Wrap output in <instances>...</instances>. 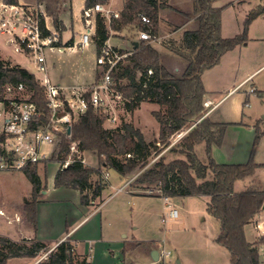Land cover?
I'll return each instance as SVG.
<instances>
[{
    "label": "trees",
    "instance_id": "obj_1",
    "mask_svg": "<svg viewBox=\"0 0 264 264\" xmlns=\"http://www.w3.org/2000/svg\"><path fill=\"white\" fill-rule=\"evenodd\" d=\"M4 1L17 3L16 0ZM217 1L219 0H192L193 11L187 19L195 17V28L183 33L179 42L181 51L176 53L185 62L181 75L171 73L162 63L160 53L146 40H139L131 54L111 72L114 90L121 95L123 107L127 112L132 113L143 102H153L164 107V112H152L159 125L158 141H145L141 132L130 124H121L113 129L103 128L107 115L101 108H94L89 103L87 93V110L74 118L70 136L59 134V143L47 161L63 162L72 143H76L79 152L87 151L97 157L98 168H88L80 160H74L66 168L57 170L54 177L55 188L77 190L81 205L90 206L95 200L100 199L106 188L101 180L102 168L113 170L124 178L152 156L158 149L157 142L163 146L170 136L180 129L175 136L185 133L184 136L168 151L173 152L175 147H179L178 153L183 158L166 161L164 156H159L155 162L140 172L130 185L145 191L153 186L158 187L162 195L169 198L208 197L206 212L219 224V234L215 243L228 251L229 264H262L259 247L264 245V236L248 242L244 235V227L260 211L264 202V192L251 189L235 192L233 187L236 181L252 175L256 168L264 167V163L256 164L253 160L255 148L264 135V130L260 131L255 125L252 150L245 164H220L212 157V148L220 146L227 128L241 123H215L207 117L192 127L189 123L195 117L202 118L205 115V111L200 114L203 111V97L206 93L202 74L217 65L226 52L247 41L248 25L253 19L264 14L263 2L248 12L241 34L224 39L220 36V18L225 6L215 7L214 3ZM105 2L107 0H85V6ZM37 3L43 5L45 12L52 19L54 29L60 33L63 30L59 20L62 0H37ZM165 8L170 9L168 0H124L118 18H112L107 23L104 17L97 14L92 37L97 52L112 32H121L126 28H134L137 32L147 31L151 36L157 37L158 13ZM140 15L146 16L150 23H142ZM68 44L70 42L66 45ZM148 71H151V74H148ZM99 76L100 73H96L95 79ZM121 80H125L126 83H119ZM20 83L31 92L30 100L41 113V121L47 122L49 110L44 88L36 77L19 65H10L0 59V98L4 85ZM254 93L258 97L264 96V92L254 90ZM198 144L204 145L205 164L197 159L194 152V146ZM46 162L43 163V167ZM22 172L32 186L31 200L24 202V209L35 232L36 199L42 191L41 180L37 165H29ZM207 172L211 175L208 178ZM93 175L96 180L92 182ZM3 240L7 245L14 246L15 251L9 256L3 254L0 264H4L10 256H30L42 248L21 252L9 240L4 238ZM37 264L87 263L85 260H77L74 244L66 239L60 242L45 260Z\"/></svg>",
    "mask_w": 264,
    "mask_h": 264
},
{
    "label": "rangeland",
    "instance_id": "obj_2",
    "mask_svg": "<svg viewBox=\"0 0 264 264\" xmlns=\"http://www.w3.org/2000/svg\"><path fill=\"white\" fill-rule=\"evenodd\" d=\"M240 1L241 0H219L214 5L219 6L227 2L239 3ZM256 1L260 2L261 4H263L264 2V0ZM63 2L64 0H62V4ZM111 2L112 1L107 0V2L100 4H102V6L105 8L113 10ZM122 3H124V0L122 1ZM83 8V0H72L71 14L68 15V19L66 21L70 22L71 19L73 21V28L68 30L69 33H71L72 31L75 33H79L80 30H82V28L79 27L78 19L80 18ZM120 11L121 10H118L119 14ZM172 11L173 10L170 9L164 11L163 17L166 21H170V23L168 25L165 24L166 26H164V32L160 33L162 38L156 40L155 42H152L151 46L160 53L164 66L171 73L179 76L181 75L182 70L173 72L172 69L175 64H178L180 61L184 62V60L181 56L176 54L181 50L179 48L180 40H178L176 35H174L178 26H175V24H173V22L177 20H175L176 14H174V12ZM224 12V21H231L232 16L234 17V12L232 11V9H228ZM46 16L49 18V22L52 23V19L47 15V13ZM104 18L108 23L109 18ZM194 24H196L195 17ZM60 33L59 36L61 39ZM257 33L258 32L254 30V27L252 25L250 27L249 33H247V45H240L236 47L232 52L225 55L224 64L226 62H230L232 65L230 66V69H228L227 66L224 68L223 64V66L220 65L219 67H215L211 71H208L204 74V80L208 89H226L232 84L229 78L232 75L228 72L232 71L233 73H243L244 71H252L257 66L264 63V39L262 40L258 38L257 35L259 34ZM72 36H74V33H72ZM121 38L137 41L138 32L134 28H126L124 31V36ZM3 40L4 37L0 35V51L4 52V54L14 59L15 62L20 64L28 72L38 76L29 58L22 54L11 53L10 46H5ZM81 51L79 50L76 53H70L69 51H66L63 52V54L48 53L47 62L49 64L48 72L50 76L55 78V80L59 79L57 78L59 75L65 78L73 76V74L76 72V67L78 64L77 62L79 61V59L81 60V58V61H83L84 65H91L94 53L93 50L90 49L83 50L82 52ZM12 65L16 64L12 63ZM89 70H91L92 76L94 75V73H99V70L95 67H93V69L87 68L85 71ZM263 80L264 75L259 77L256 82H263ZM85 82L87 83L89 81L86 80ZM119 83L124 84L126 83V81L121 80L119 81ZM220 95L221 94H215L211 96V98L213 100H217ZM206 97L207 96L203 97V111L200 114H203L204 111L207 110V102H204ZM103 109V111L107 115V118L103 123V128L110 129L120 126L121 124H130L133 128L138 129L141 132L145 140L150 142L158 141L159 125L152 116V112H164V107L159 106L153 102H143L140 104L139 108L134 110L132 113H129L124 109L121 99H115V97L110 94L108 96L107 103L103 106ZM242 113L245 114V116H242L243 123H252V125L256 124L260 131L264 130V125H262L264 123V119L262 118V116L264 115V103H261L252 94L245 93L244 89L229 94L216 107L209 120L215 123H239ZM205 117V115L202 116V119ZM248 117H251V121L248 119ZM184 134L177 135L174 137V139H169L168 141L171 140V143L167 147L160 146L157 142L156 145L158 149L142 166H140L130 175L123 178V180L128 182L126 184V188L123 187V189L111 196V199L108 201V204L103 208L102 211V214H106L108 210H113L114 214H116V219L124 220V222L126 223L128 222L132 228H136V230L132 232L140 235L142 238L161 240V246L158 249L161 250L162 248H164L171 253L168 259L170 262L167 263L168 260H165L166 264H175L177 253H183V255H185L186 257H190L197 264H201L200 262L204 263V261L210 260L209 254H201L198 252L196 253L195 250V248L198 249L199 247L201 249V246L198 245L200 244L201 240L205 239L209 235H218L219 233L218 222L213 217L208 215L205 211V201L208 197L187 196L169 198V201L173 204L174 208L178 212V217L174 221H169L168 223L164 224L160 220V215L163 211L161 198L154 197L155 199H152L149 197L133 196L129 194L130 189L127 187L131 186L130 184L133 179L140 172H142L153 162H155L159 158V156H164L166 161L174 158H183V156L179 155L178 153L179 147H175V150L173 152H169L168 149L171 146L176 145L181 137L184 136ZM250 134L251 132H249V130L245 128L240 129L233 127L227 129L223 139V141L225 142V146L223 147V149H221L220 152H217L216 154L218 161H222L220 163L225 164H245L248 161V155L252 150L253 138ZM260 140L258 141L253 155V160L256 164H261L264 162V145L261 146ZM72 146L74 147V150L69 149V153L66 156L65 160H79L80 158L84 160L83 165L85 167L98 168L99 164L97 161V157L93 153L87 151L79 152L77 150L76 143H72L70 147ZM233 148L236 149L235 155H233L235 157L232 156ZM196 154L199 158H201L203 156V150H197ZM198 157L197 159L201 163L205 164V158H202L200 160ZM57 170V162L47 161L45 163V167H43V164L37 165V172L41 180L42 188L41 193L37 196V203L44 201L43 197H45L46 195L44 193L45 191L55 188L54 177ZM106 172L108 173V179L110 183H112V185H118L120 183L119 179L117 178L116 172H114L113 170H105L103 168L101 169V173ZM210 176V173L207 172L206 178ZM91 180L92 182L95 181L96 177L94 175L91 176ZM101 180H103L106 185L105 192H102L100 199L95 200L94 203L90 205L91 207L102 203V201L107 198L106 194L114 193V190L116 189L108 188V180H105L102 177ZM233 189L235 192L247 189L264 192V167L256 168L252 175L245 177L242 180H238L237 183L235 182ZM31 190L32 186L22 171L0 172V260L2 259L3 254H7L9 256L15 251V247L7 245V243L4 242L3 238L12 242L21 252L32 248L35 249L41 247L35 242L33 225L30 223L28 215L24 209V202L31 200ZM141 192L143 194H147L145 190H141ZM61 194L62 193L58 191L57 195L55 194L51 198H57V196H61ZM154 194H156V192L153 190L152 195ZM263 204L260 208V211L253 217V219L249 223V226L244 227V235L247 240L255 241L259 237L264 236V209L262 208ZM259 223L262 226L260 229L256 227ZM192 227H194V230H192ZM58 242L47 247L45 246L44 248L42 247L41 250L30 256H10L5 260L4 264H36L37 262L45 260L51 253H53L57 247L56 244ZM174 245L177 248L176 250H174ZM197 246L199 247L197 248ZM262 247L263 245L259 247V254L261 256V259L263 258L262 253H264V247ZM260 250H262V252H260ZM43 251H45L44 254H40Z\"/></svg>",
    "mask_w": 264,
    "mask_h": 264
},
{
    "label": "crops",
    "instance_id": "obj_3",
    "mask_svg": "<svg viewBox=\"0 0 264 264\" xmlns=\"http://www.w3.org/2000/svg\"><path fill=\"white\" fill-rule=\"evenodd\" d=\"M16 1L17 3H23V4H31V5L38 4L37 0H16ZM122 1L123 0H113L111 2V6L113 10H121L122 4H123ZM83 3H84V8H85L86 7L85 0H83ZM228 3L229 2L225 4H221L219 6L214 5L215 7L225 6L221 12V18H220V36L224 39L232 38L236 35L241 34L243 30V24H244L246 15L248 14L250 10L255 8L257 5L261 4L260 2H257L256 0H241L239 3H229V4ZM71 5H72V0H64L62 4V11L59 15V20L61 21L62 26H63V30L60 33L61 34L60 42H61V45H64L65 47L71 45L73 41H76L79 35L83 32V22L81 20V15L78 21H79V27H81L82 30H80L79 33H75L73 31L69 33L68 31L69 29L73 28L72 19L70 22L69 21L66 22L68 19V15L71 14ZM168 5L170 6V10H173L172 12L176 14L175 20L178 21V23L177 21H174L175 23L173 22L175 26H178L174 35H176L178 40H181L183 33L185 31L193 30L195 28L194 17L191 19H187V16L192 11V0H168ZM228 9H232V11L234 12V17L232 16L231 21L228 20V22L227 21L225 22L224 21V13H225L224 11H227ZM165 10H169V8L161 9L159 10V13H158V33L159 34L157 35V40L162 38L160 33L164 32V26L170 23V21H166L163 17ZM252 25L254 27V30L258 32L257 34H259L257 35L258 38L263 40L264 35L262 34H264V14L256 17L250 22V24L247 27V33H249L250 27ZM124 31L125 29L121 32H112L110 37L105 43L118 51L127 52V51L132 50L135 47L134 42H138L139 40L134 41V40L122 39L121 37L124 36ZM72 33H74V36H72ZM247 40H248V36H247ZM67 42H70V44L66 45ZM3 43L5 46L8 45L6 43L5 38L3 40ZM242 45L243 46L247 45V42L245 41L244 44L243 43L241 44V46ZM90 49H92L94 52L91 65L95 67V56L97 54V50H96V47L93 41L90 42L89 46L86 47L84 50H90ZM234 49L222 55L219 63L215 65L214 67H212L211 69L206 70L201 76L204 89L206 92L204 97L207 96L204 102H209L212 104L210 108L205 111V116L208 117L209 119H210L211 114L216 109V107L229 94L233 92L240 91L241 89H244V92L247 94H249L248 93L249 89L264 92V80L263 82L262 81L256 82V80L259 77L264 75V63L257 66L252 71H244L243 73H240V72L233 73L232 71L228 72L232 75L229 77L232 84L226 89H223V90L208 89L205 83V80H204V74L208 71H211L215 67H219L220 65L223 66L224 61H225V55L227 53L232 52ZM66 51H69L70 53L77 52L76 50H65L63 52H66ZM63 52L62 53L54 52V53L63 54ZM11 53H14L12 49H11ZM0 57L2 60L9 63L10 65H12L13 63V64H16L22 67L20 64L15 62L14 59L4 54V52L2 51H0ZM81 60L79 59V61L77 62L78 64L76 67V72L73 74V76H69L68 78L67 77L65 78L59 75L57 77L59 79L55 80V78L50 76L49 72L48 74L50 78L52 79V81L59 83V84H64V85L88 84L93 80L96 73H94V75L92 76L91 70L85 71L87 68L93 69V67L90 64L88 66L84 65L83 61ZM226 63L224 64V68L227 66L228 69H230V66H232L231 63L230 62L227 64ZM184 68H185L184 62L180 61L178 64L174 65L172 70L173 72H178L180 70L183 71ZM86 80H88L89 82L86 83L85 82ZM215 94H221L217 98V100H213L211 98V96ZM252 95L255 96L261 103H264V96L258 97L256 96L255 93H253ZM242 116H245V114L243 113L241 114V120H240L241 125L231 126L229 128H233V127L240 128V129L245 128L249 130V132H251L250 135L254 141L256 124L252 125V123H243ZM262 118L264 119V115L262 116ZM248 119L251 121V117H248ZM262 125H264V123ZM110 129H113V128H110ZM223 139H224V136H223ZM223 139H222L220 146H215L212 148V157L217 163L222 162V161H218L216 154L217 152H220L221 149H223V147L225 146L224 145L225 142L223 141ZM260 144L261 146L264 145V135L261 137ZM199 149L203 150V156L201 158H199L196 154L197 150ZM232 151H233L232 152V156H233L235 155L236 149L233 148ZM194 152L200 160L202 158H205L203 144L195 145ZM249 155H248V158H249ZM220 164H225V163H220ZM103 175L104 173H102V178L104 179ZM116 175L120 182L118 185L117 184L112 185L107 175V178L105 180H108V188L114 189V188L122 186L126 182L117 173ZM237 182L238 181H236V183ZM126 186H124V188H126ZM127 188L130 189L129 194L133 196L149 197L152 199H155L154 197H159V196H154V195L143 194L141 192L142 189L136 186H128ZM58 191L62 193L61 196H57V198H51L55 194L57 195ZM104 192H105V189L103 190V193ZM44 193L46 194L45 197H43L44 201L37 203L36 230L34 232L35 233L34 239L37 245L41 247H45V246L47 247L49 245L55 244L56 242L60 240L64 241L68 239L74 244V254L77 257V260L78 261L85 260L87 264H159V263L166 264L165 260L169 259L168 258V259L162 260L158 257V259L154 261L151 258V252L153 250L157 251V253L160 251L158 248L161 246V240L146 239V238H142L138 234H135L132 231L136 230V228H132L131 225H129L128 222L127 223L124 222V220L116 219L115 218L116 214H114L113 210H108L106 214H102L103 208L108 204V201L111 199L110 197L113 196L115 193L106 194L107 198L104 199L102 203H99L98 205L92 206V207L81 205L80 194L77 190H74V189L65 188V187L52 188V190L48 189ZM157 199H160V198H157ZM208 200L209 199L206 198L205 211H206V204ZM162 210H163V203H162ZM163 213H164V210L161 212L160 220H161ZM110 222H111V225H110ZM246 226H249V224ZM192 230H194V227H192ZM217 236L218 235H213V234L209 235L205 239L201 240L200 244H198L199 246H201V249L199 246H197V248L199 247L198 249L195 248L196 253L198 252L201 254L210 255L209 256L210 260L204 261V263L200 262L201 264H229L230 255L228 251L215 243V239ZM247 241L253 242L254 240H247ZM176 249L177 248L175 246L174 250ZM262 250H260V252H262ZM262 254H263L262 255L263 258L261 259V261H262V264H264V253ZM169 262L170 261L168 260L167 263ZM175 264H197V263H195L194 260L191 259L190 257H186L185 255H183V253H177Z\"/></svg>",
    "mask_w": 264,
    "mask_h": 264
},
{
    "label": "built area",
    "instance_id": "obj_4",
    "mask_svg": "<svg viewBox=\"0 0 264 264\" xmlns=\"http://www.w3.org/2000/svg\"><path fill=\"white\" fill-rule=\"evenodd\" d=\"M97 14L109 19L119 16L118 10L105 8L100 3L85 7L81 13L83 32L76 41L65 47L60 44L59 33L49 22L43 5L0 2V35L14 53L29 58L38 76L33 75L44 88L49 110V120L42 122L41 113L30 100L31 92L24 84L3 86L0 98V172L22 171L29 165L43 164L49 160L59 143V134L70 136L72 122L78 114L87 110L88 100L94 108L104 110L103 106L110 94L115 99H121V95L114 90L111 72L131 54V50L121 53L104 43L95 56V68L99 70L100 76L97 79L94 77L88 84H59L52 81L48 74V53L81 51L89 46L95 32ZM140 20L144 24L150 23L146 16L140 15ZM138 40L152 43L157 37L147 31H140ZM248 93L253 94L254 90L249 89ZM209 104L207 102L206 105ZM70 150H74V147H70ZM79 160L84 163L83 159ZM73 161L58 162V170L66 168ZM107 175V172L104 173V179ZM127 183L116 188L114 193ZM153 190L163 203L161 222L165 224L177 219L178 212L169 197L163 196L160 188L154 186L147 189L146 193L152 195ZM256 227L260 229L262 226L259 223ZM170 255V251L164 248L158 252L162 260L168 259Z\"/></svg>",
    "mask_w": 264,
    "mask_h": 264
},
{
    "label": "water",
    "instance_id": "obj_5",
    "mask_svg": "<svg viewBox=\"0 0 264 264\" xmlns=\"http://www.w3.org/2000/svg\"><path fill=\"white\" fill-rule=\"evenodd\" d=\"M134 45H135V47L138 45V42H134ZM200 119H202V118H198V117H195L191 122H189L190 123V127H192L193 125H195ZM180 130V129H179ZM179 130L178 131H176L169 139H174V137H175V135L179 132ZM168 139V140H169ZM166 141V143L163 145V147H167L171 142V140L170 141ZM163 151V150H162ZM263 209H264V204H263V207H262ZM63 240H60L56 245H58L60 242H62ZM151 258L154 260V261H156L157 259H158V253H157V251H155V250H153L152 252H151ZM38 263V262H37ZM36 263V264H37Z\"/></svg>",
    "mask_w": 264,
    "mask_h": 264
},
{
    "label": "bare ground",
    "instance_id": "obj_6",
    "mask_svg": "<svg viewBox=\"0 0 264 264\" xmlns=\"http://www.w3.org/2000/svg\"><path fill=\"white\" fill-rule=\"evenodd\" d=\"M211 105H212V104L210 103L209 105H207V107H206V108H207V109H209Z\"/></svg>",
    "mask_w": 264,
    "mask_h": 264
}]
</instances>
